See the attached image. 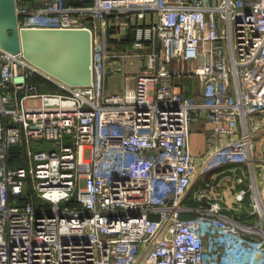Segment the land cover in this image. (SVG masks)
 <instances>
[{
  "label": "built area",
  "instance_id": "built-area-1",
  "mask_svg": "<svg viewBox=\"0 0 264 264\" xmlns=\"http://www.w3.org/2000/svg\"><path fill=\"white\" fill-rule=\"evenodd\" d=\"M16 3L20 28L91 30L93 82L0 42V264H264V0Z\"/></svg>",
  "mask_w": 264,
  "mask_h": 264
},
{
  "label": "water",
  "instance_id": "water-1",
  "mask_svg": "<svg viewBox=\"0 0 264 264\" xmlns=\"http://www.w3.org/2000/svg\"><path fill=\"white\" fill-rule=\"evenodd\" d=\"M0 42L12 52L22 51L29 61L69 85L93 82L89 28H20L16 0H0ZM32 146L48 152L59 150L58 144L49 140L41 144L34 141Z\"/></svg>",
  "mask_w": 264,
  "mask_h": 264
},
{
  "label": "rangeland",
  "instance_id": "rangeland-1",
  "mask_svg": "<svg viewBox=\"0 0 264 264\" xmlns=\"http://www.w3.org/2000/svg\"><path fill=\"white\" fill-rule=\"evenodd\" d=\"M139 63L136 62L134 65H130L127 67V73L133 75L135 74V72L137 71V67H138ZM107 85L108 88L113 89V90H121L123 89L124 86V76L123 75H114V76H109L108 81H107ZM195 126V124H194ZM204 144V143H203ZM24 151L20 153V156H23ZM16 153H11L12 157H17ZM235 166H237L235 168ZM246 167V165L243 164H233V163H229L225 166H222L221 168L216 169L215 171H211L209 176L211 177L213 184L214 182L217 183L218 181H220L219 183L221 184L220 188H218V191L222 193L224 199H226L228 201V203H230V205L233 206H237L235 201V192H236V188L233 187V183H232V178L236 177V173L239 174V172L241 171V168ZM235 168V169H233ZM224 170V171H223ZM223 171V172H221ZM215 173H217V175H215ZM231 178V179H230ZM199 185V182L196 183V187ZM217 186V184H216ZM216 190V187H214ZM214 190V191H215ZM226 191V193H225Z\"/></svg>",
  "mask_w": 264,
  "mask_h": 264
},
{
  "label": "crops",
  "instance_id": "crops-1",
  "mask_svg": "<svg viewBox=\"0 0 264 264\" xmlns=\"http://www.w3.org/2000/svg\"><path fill=\"white\" fill-rule=\"evenodd\" d=\"M121 75V74H120ZM207 125L205 123H196L192 133V148L195 152L202 151L204 149L205 133ZM224 171V170H223ZM221 171V172H223ZM217 175V173H215ZM217 189V188H216ZM226 193V191H225Z\"/></svg>",
  "mask_w": 264,
  "mask_h": 264
},
{
  "label": "trees",
  "instance_id": "trees-1",
  "mask_svg": "<svg viewBox=\"0 0 264 264\" xmlns=\"http://www.w3.org/2000/svg\"><path fill=\"white\" fill-rule=\"evenodd\" d=\"M24 151V149H23V147H14L13 149H12V152L13 153H16L17 155V157H12V161L13 162H16V161H18V162H21V163H23V158H22V156H20V153L21 152H23ZM197 188V187H196Z\"/></svg>",
  "mask_w": 264,
  "mask_h": 264
}]
</instances>
